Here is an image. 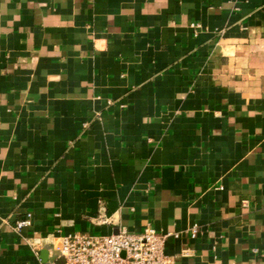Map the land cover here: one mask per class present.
<instances>
[{"label":"crops","instance_id":"0c3cea01","mask_svg":"<svg viewBox=\"0 0 264 264\" xmlns=\"http://www.w3.org/2000/svg\"><path fill=\"white\" fill-rule=\"evenodd\" d=\"M148 226L264 264V0H0V264Z\"/></svg>","mask_w":264,"mask_h":264},{"label":"built area","instance_id":"2783aa9c","mask_svg":"<svg viewBox=\"0 0 264 264\" xmlns=\"http://www.w3.org/2000/svg\"><path fill=\"white\" fill-rule=\"evenodd\" d=\"M99 216L96 223H107ZM30 225V216L18 221L16 231ZM195 229L191 236L194 237ZM178 234L158 233L146 227L141 233L133 234L125 230L110 236L72 234L62 238L57 251L64 264H174V259L165 253L168 239H177ZM182 255L187 256V251Z\"/></svg>","mask_w":264,"mask_h":264},{"label":"water","instance_id":"95a60500","mask_svg":"<svg viewBox=\"0 0 264 264\" xmlns=\"http://www.w3.org/2000/svg\"><path fill=\"white\" fill-rule=\"evenodd\" d=\"M53 264H64V260L63 258L60 256L59 252L56 251V254L54 256V259H53Z\"/></svg>","mask_w":264,"mask_h":264}]
</instances>
